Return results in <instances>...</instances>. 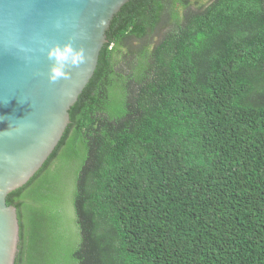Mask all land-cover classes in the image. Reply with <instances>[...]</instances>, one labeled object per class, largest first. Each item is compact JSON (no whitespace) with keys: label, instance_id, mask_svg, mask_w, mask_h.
Segmentation results:
<instances>
[{"label":"trees","instance_id":"obj_1","mask_svg":"<svg viewBox=\"0 0 264 264\" xmlns=\"http://www.w3.org/2000/svg\"><path fill=\"white\" fill-rule=\"evenodd\" d=\"M107 36L7 195L14 264H264V0H129Z\"/></svg>","mask_w":264,"mask_h":264},{"label":"water","instance_id":"obj_2","mask_svg":"<svg viewBox=\"0 0 264 264\" xmlns=\"http://www.w3.org/2000/svg\"><path fill=\"white\" fill-rule=\"evenodd\" d=\"M128 1L0 0V264L15 263L20 232L7 195L26 184L59 144L111 23ZM67 42L83 47L86 60L71 69L70 79L52 83L45 51ZM17 43L31 51L21 52Z\"/></svg>","mask_w":264,"mask_h":264},{"label":"clouds","instance_id":"obj_3","mask_svg":"<svg viewBox=\"0 0 264 264\" xmlns=\"http://www.w3.org/2000/svg\"><path fill=\"white\" fill-rule=\"evenodd\" d=\"M103 22H101L102 26ZM55 27L59 30L62 25L57 23ZM21 52L28 53L31 50L25 48L22 44L15 45ZM47 59L50 61L48 79L55 83L60 79H70L71 69L78 68L85 62V50L83 47H75L72 42L63 44H53L45 51ZM11 163L10 158H5Z\"/></svg>","mask_w":264,"mask_h":264},{"label":"rangeland","instance_id":"obj_4","mask_svg":"<svg viewBox=\"0 0 264 264\" xmlns=\"http://www.w3.org/2000/svg\"><path fill=\"white\" fill-rule=\"evenodd\" d=\"M192 1H196V0H192ZM192 9H194V10L197 9L196 3L192 6ZM169 28H170V26L168 24L162 25L160 28L157 29L158 30L157 33L154 34L151 37V39H149V41H151L152 43H158L164 37L165 33L169 30ZM133 42H134V44L140 43V41L136 40V39H134ZM262 98H263V100H260V101L264 102V96Z\"/></svg>","mask_w":264,"mask_h":264}]
</instances>
